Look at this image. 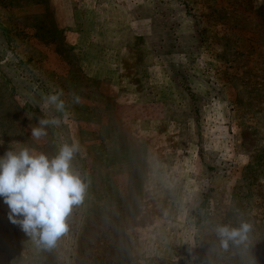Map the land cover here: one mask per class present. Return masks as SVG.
Returning <instances> with one entry per match:
<instances>
[{
    "label": "rangeland",
    "instance_id": "1",
    "mask_svg": "<svg viewBox=\"0 0 264 264\" xmlns=\"http://www.w3.org/2000/svg\"><path fill=\"white\" fill-rule=\"evenodd\" d=\"M72 142L68 232L38 246L0 198V264H264V0H0V156Z\"/></svg>",
    "mask_w": 264,
    "mask_h": 264
},
{
    "label": "clouds",
    "instance_id": "2",
    "mask_svg": "<svg viewBox=\"0 0 264 264\" xmlns=\"http://www.w3.org/2000/svg\"><path fill=\"white\" fill-rule=\"evenodd\" d=\"M62 95V92L48 94L43 99L47 106L66 117ZM73 99L80 102L79 96ZM61 123L58 116L40 118L38 126L31 129V137L40 140L48 135V127H59ZM79 151V143L72 142L61 145L51 158L29 148L11 149L0 156V198L9 208V220L38 246L55 247L69 230L67 218L73 206L80 205L85 198L87 184L72 163ZM251 231L252 225L244 221L238 227L217 225L215 228L220 246L226 251L230 244H247ZM250 264H257L255 257Z\"/></svg>",
    "mask_w": 264,
    "mask_h": 264
}]
</instances>
